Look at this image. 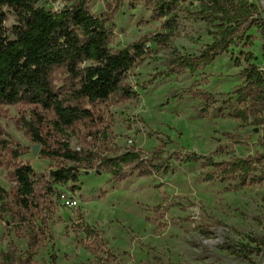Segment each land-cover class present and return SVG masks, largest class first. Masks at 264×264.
I'll list each match as a JSON object with an SVG mask.
<instances>
[{
    "label": "rangeland",
    "instance_id": "374dc122",
    "mask_svg": "<svg viewBox=\"0 0 264 264\" xmlns=\"http://www.w3.org/2000/svg\"><path fill=\"white\" fill-rule=\"evenodd\" d=\"M253 2L261 7L264 20L261 0ZM40 6L54 11L64 7L51 0H42ZM89 8L96 16L106 10L102 0H90ZM6 14V27L11 29L15 15L9 10ZM162 22L153 19L143 4L131 9L126 3L110 26L112 47L119 50L151 39L162 33ZM251 34L254 46L245 52H252L254 63L264 71V38L257 30ZM211 43L204 23L184 22L181 34L169 46L149 43L143 64L129 74L128 82L139 98L116 97L102 107L111 139L105 151L136 149L143 157L162 151V169L142 176L135 173L123 181L113 180L102 168L83 172L77 184L56 186L53 197L41 198L39 212L26 214L15 205L12 173L14 165H29L37 174H48L56 167L40 157L41 147L28 134V125L40 110L27 104L0 109L1 139L8 145L0 151V187L9 193L0 206L27 218L23 224L11 212L0 216V264L8 253L17 264L264 262V183L222 182L221 170L204 166V161H180L173 156L196 154L213 157L217 163L264 157V123L255 125L252 118L245 123L234 116L249 110L234 95L245 81L243 50L222 54L194 73L177 65L184 57L200 55ZM55 85L63 84L56 81ZM199 93L212 95L215 102L207 105ZM84 105L92 110L87 102ZM251 114L254 117L255 112ZM77 130L51 135L50 142L68 139L71 149L79 151L89 141L82 127ZM13 152L21 156L12 160ZM73 198L78 207L67 205ZM45 215L47 238H39L38 247L30 253L28 230L33 222L39 228ZM82 224L92 233L80 229Z\"/></svg>",
    "mask_w": 264,
    "mask_h": 264
},
{
    "label": "trees",
    "instance_id": "16d2710c",
    "mask_svg": "<svg viewBox=\"0 0 264 264\" xmlns=\"http://www.w3.org/2000/svg\"><path fill=\"white\" fill-rule=\"evenodd\" d=\"M41 1L0 0V109L17 104L39 109L34 122L28 125V134L34 145L41 147L40 157L56 164L48 174H37L29 165L13 166L14 201L24 213L39 212L41 198L53 197L56 186L77 184L83 172L102 168L111 173L113 180L123 181L135 173L148 175L163 168L162 151L148 157H143L136 149L121 153L105 151L111 139L102 107L116 97L126 101L139 98L128 82L129 74L143 64L149 43L159 48L169 46L181 34L184 22L204 23L212 43L200 55L181 59L177 64L179 68L188 67L194 73L222 54L241 48L247 65L243 70L245 81L234 95L237 102L249 110H239L234 116L245 123L251 118L255 125L264 123V71L254 63V54L245 52L254 46L253 30L264 38L262 9L253 0H102L106 10L100 16L90 10V0H51L64 5L59 11L41 7ZM126 3L131 9L143 4L153 19L163 20L162 33L116 50L112 47L114 33L110 26ZM6 10L15 15L11 29L6 27ZM56 81L63 85L57 88ZM199 95L207 105L215 102L208 93ZM46 126L50 127L48 132L44 131ZM81 127L89 143L79 151L71 149L68 139L50 142L51 135H66L68 130L76 132ZM7 149L0 133V151ZM20 156L13 152L12 160ZM173 156L180 161H204V166L221 170L222 182L234 181L243 186L264 183L262 156L221 163L213 157L196 154L181 159ZM8 196L0 187V201ZM8 212L11 211L4 205L0 206V216ZM11 216L23 224L27 221L26 216L19 213L11 212ZM48 220L45 215L39 228L33 222L28 230L30 253L38 247L39 238H47ZM78 227L92 233L83 224ZM31 257L28 255V259ZM2 264H17V261L8 253L2 255Z\"/></svg>",
    "mask_w": 264,
    "mask_h": 264
},
{
    "label": "built area",
    "instance_id": "2783aa9c",
    "mask_svg": "<svg viewBox=\"0 0 264 264\" xmlns=\"http://www.w3.org/2000/svg\"><path fill=\"white\" fill-rule=\"evenodd\" d=\"M67 205L71 206V207H78V202L75 198L73 199H68L67 200Z\"/></svg>",
    "mask_w": 264,
    "mask_h": 264
},
{
    "label": "water",
    "instance_id": "95a60500",
    "mask_svg": "<svg viewBox=\"0 0 264 264\" xmlns=\"http://www.w3.org/2000/svg\"><path fill=\"white\" fill-rule=\"evenodd\" d=\"M264 1V0H263ZM38 146L34 148V151L37 152L38 151Z\"/></svg>",
    "mask_w": 264,
    "mask_h": 264
},
{
    "label": "bare ground",
    "instance_id": "6f19581e",
    "mask_svg": "<svg viewBox=\"0 0 264 264\" xmlns=\"http://www.w3.org/2000/svg\"><path fill=\"white\" fill-rule=\"evenodd\" d=\"M261 3H262V5H263V7H264V1H263V0H261ZM262 264H264V262H263Z\"/></svg>",
    "mask_w": 264,
    "mask_h": 264
}]
</instances>
